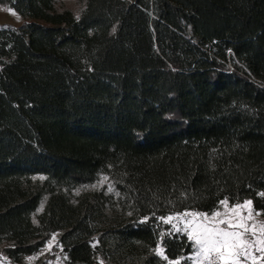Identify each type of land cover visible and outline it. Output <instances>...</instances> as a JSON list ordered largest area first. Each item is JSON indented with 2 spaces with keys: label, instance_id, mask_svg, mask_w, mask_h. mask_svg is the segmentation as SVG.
<instances>
[{
  "label": "trees",
  "instance_id": "obj_1",
  "mask_svg": "<svg viewBox=\"0 0 264 264\" xmlns=\"http://www.w3.org/2000/svg\"><path fill=\"white\" fill-rule=\"evenodd\" d=\"M58 2L0 0L25 17L0 26L3 256L57 233L66 264H171L192 242L162 218L264 212V0Z\"/></svg>",
  "mask_w": 264,
  "mask_h": 264
},
{
  "label": "snow or ice",
  "instance_id": "obj_2",
  "mask_svg": "<svg viewBox=\"0 0 264 264\" xmlns=\"http://www.w3.org/2000/svg\"><path fill=\"white\" fill-rule=\"evenodd\" d=\"M9 11L11 12V9ZM11 14L16 15L15 12ZM221 204L226 209L225 213L215 212L211 217H208L207 214L184 213L179 217H168L165 222L184 221L185 227L183 229L177 225H173V227L177 231H186L189 240L194 242V246L197 248V264H241L242 259L243 261L251 260L253 264L264 261V223L259 225V235H257L255 223V216H259L261 213L254 215L252 202L245 201L242 205H236L230 209L231 212L235 213L234 218L218 220L217 217H226L229 210L226 199L221 201ZM244 209L248 210L247 216L240 214ZM196 217H199L201 222L197 223ZM249 220L253 221L252 225L248 224ZM223 224H226L227 227L220 226ZM249 233H251V237H249ZM253 249L261 255L257 257ZM158 254L164 255L162 248L159 249ZM175 264H180V262L176 261Z\"/></svg>",
  "mask_w": 264,
  "mask_h": 264
},
{
  "label": "rangeland",
  "instance_id": "obj_3",
  "mask_svg": "<svg viewBox=\"0 0 264 264\" xmlns=\"http://www.w3.org/2000/svg\"><path fill=\"white\" fill-rule=\"evenodd\" d=\"M57 5L58 6L67 7L69 9H71L73 12H76L77 8H78L76 0H59ZM12 12H14V11L11 10V12H10L9 9H7V8H5L3 6H0V26L1 27L2 26H11V27H20V26H22V24L25 21V17L22 16V15L17 14L16 12H15L16 15H12L11 14ZM105 178H106L105 176H100L99 179L96 182H94L93 184H90L88 186L75 189L73 191V195L76 196L82 190H89V189L102 190L106 194H113L114 195L115 193H114V190H113L111 184ZM245 201H249V200H245ZM245 201H243L241 203H238V204H234V205H230L228 203L229 210L227 211V216L226 217L225 216L217 217V219L219 220V219H224V218H228V219L234 218L235 217V213L231 212L230 209L233 206L242 205ZM41 208H42V206L39 207L38 211H40ZM247 211H248L247 209H244V210L241 211L240 214L242 216H247ZM215 212L225 213L226 209L221 204L219 209L216 210ZM215 212H213V213H215ZM184 213L206 214V213L195 212V211H187V212H184ZM184 213L166 216V217L162 218V222L163 223H167L165 221L167 220L168 217H179V216H181ZM213 213L207 214V216L211 217ZM255 213H261V215L255 216V223L257 225V235H259L260 234L259 233V225L261 223H264V212L255 211L254 210L253 214L255 215ZM189 219H192V217H189ZM195 219H196L197 223L201 222L199 217H196ZM170 224L172 225V227H173V225H177L181 229H183L185 227V223H184L183 220H173ZM248 224L252 225L253 221L249 220ZM220 226L223 227V228L227 227L226 224H223V225H220ZM174 230H175V232H178V233H181V234H185L188 237L186 231H177L175 228H174ZM248 235H249V237H251V233H249ZM53 237H55V239H53ZM191 242H192V253L187 255V256H185V257H183V258L171 261V264H175L176 261H179L180 264H197V260H196L197 248L194 246V242L193 241H191ZM159 249H161L160 246L157 247V250H156L157 253H159ZM253 252H254V254L257 257H259L261 255V253L255 252V249H253ZM0 264H11L3 256V254L1 252H0ZM25 264H66V258L64 256V254L62 253L60 247L57 245V233H53L50 236V238L48 239V241L44 245V248L40 252H38L36 254H33L32 256L28 257L26 259V261H25ZM241 264H253V262L251 260L243 261V259H242ZM258 264H264V261H259Z\"/></svg>",
  "mask_w": 264,
  "mask_h": 264
}]
</instances>
